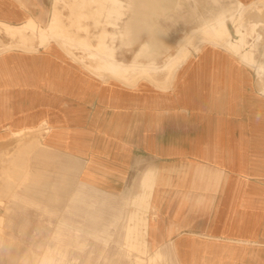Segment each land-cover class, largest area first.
<instances>
[{
	"label": "crops",
	"instance_id": "1",
	"mask_svg": "<svg viewBox=\"0 0 264 264\" xmlns=\"http://www.w3.org/2000/svg\"><path fill=\"white\" fill-rule=\"evenodd\" d=\"M56 1L72 11L52 16ZM234 1L238 13L257 2ZM180 2L0 0V138L31 131L40 147L73 162L88 186L144 196L151 258L264 264V80L241 58L264 65V49L237 54L194 42L171 67L184 38L170 48L163 20ZM173 12L184 17L178 6ZM234 17L223 10L204 27ZM54 18L56 37L41 43L38 26ZM29 20L38 29L28 38L4 31Z\"/></svg>",
	"mask_w": 264,
	"mask_h": 264
},
{
	"label": "rangeland",
	"instance_id": "2",
	"mask_svg": "<svg viewBox=\"0 0 264 264\" xmlns=\"http://www.w3.org/2000/svg\"><path fill=\"white\" fill-rule=\"evenodd\" d=\"M124 5L126 18L118 21L121 29L128 26L131 4ZM171 5L174 10L163 20L168 22L170 48L175 49V41L192 29L204 27L220 11L228 10L235 17L226 19L230 35H223L221 43L242 36V49H264V1L248 4L240 14L234 0H184ZM176 6L184 10V17L174 16ZM71 9L70 3L56 1L52 16ZM74 19H68L69 23L87 20ZM61 22L60 27L64 26ZM3 28L20 38L38 29L35 24ZM55 31V27L39 30L40 42L56 37ZM199 37L189 44L199 42ZM257 79L262 84L264 70ZM75 167L59 152L40 147L31 131L0 138V264H171L148 253L143 229L148 214L145 197L105 194L80 181Z\"/></svg>",
	"mask_w": 264,
	"mask_h": 264
},
{
	"label": "bare ground",
	"instance_id": "3",
	"mask_svg": "<svg viewBox=\"0 0 264 264\" xmlns=\"http://www.w3.org/2000/svg\"><path fill=\"white\" fill-rule=\"evenodd\" d=\"M257 1H259V0H257ZM261 1H264V0H261ZM255 3L256 2L251 3V4H255ZM55 22H56V19L54 18V19L51 20V22L48 25L43 26V27L42 26L41 27L38 26V28L41 31H46L48 28H51L52 29L55 26ZM27 24L31 27V26H33L34 23H33L32 20H29L27 22ZM27 24H25L24 26H26ZM3 26L8 27V28L12 27V26L7 25V24H3ZM199 33H204L205 35L203 34L204 36H202V34H199ZM240 33H241V35L243 34L242 32H240ZM225 34L230 35L229 34V29L223 23H221L220 25L215 26V27H204V28H200V29H196V30L192 31L186 38H184L182 41H180L178 53H177L176 57L174 58V60L172 61L171 67H174V65L178 64L179 62L181 63L183 60H185L188 57L189 53H188V51H186L184 49L185 48V45L186 44H189L190 43V40L192 38H194V37H197V35L200 36L198 38L199 39V42H197V43L195 42L194 49H198L199 48V45L202 44V43H209L210 45L213 44V45H217V46L218 45L219 46L226 45L227 48H230L233 52H236L238 54V48L241 47L239 44L243 43L242 42V36H240L239 38H235V39H227L224 43H221L220 39ZM105 37H106V34L104 32L102 33V35L99 36V44L97 46L98 48H102L103 45L101 43H103V39ZM96 53L101 54L104 57V59H106L105 60V65L103 67L104 70H106V71L107 70L112 71L113 67L111 65L113 63L107 61L106 52L105 51H101V52L98 51V52H95V54ZM241 58L245 62H247L248 64H250V65L255 66L254 64H256V63H254L253 58L249 54H247V53L241 54ZM108 64H110V66ZM254 68H255V70H256V72L258 74V73H260V72H262L264 70V65H257ZM262 92L264 93V91H262ZM146 184H148V183L146 182Z\"/></svg>",
	"mask_w": 264,
	"mask_h": 264
}]
</instances>
